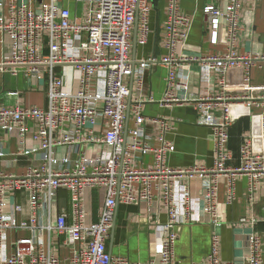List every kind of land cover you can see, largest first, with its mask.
Segmentation results:
<instances>
[{"label":"built area","instance_id":"obj_1","mask_svg":"<svg viewBox=\"0 0 264 264\" xmlns=\"http://www.w3.org/2000/svg\"><path fill=\"white\" fill-rule=\"evenodd\" d=\"M62 1L69 0H48L34 8L25 0H9L7 4L0 0V72L14 76L21 72L33 81L46 83L44 106H0V134H15L18 138L10 162L15 163L20 156L31 161L18 175L0 170V264H180L174 254L175 227L191 218L190 181L199 180L201 209L213 218L220 176H230L229 199L234 194L233 176H246V195L251 204L256 202L264 180V94L256 95L264 92V85L250 82L251 68L259 67L264 55L252 50L242 53L237 48L242 0H226L222 7L214 3L203 6L209 41L216 43L221 21L226 31V50L207 56L178 53L191 18L180 11L179 0H168L163 36L167 54L160 59L141 60L134 68L128 53L132 29L137 19L139 41L144 43L153 0H74L83 5L86 17L73 15ZM191 62L199 65L204 76L216 75L218 93L190 97L179 94L187 92L189 84L185 76L178 77V65ZM155 63L167 71L160 102H192L198 122L213 130L212 166L167 165V155L174 150L166 139L171 120H155L157 132L151 137L146 134L145 125L150 119L142 113L141 93L145 71ZM19 67L24 69L20 71ZM56 67L61 68L60 74ZM233 68L241 69L242 76L227 82L226 74ZM63 72L66 78L70 75L72 86L66 85ZM128 73L132 74L136 97L127 107L130 89L123 77ZM233 104L261 108L260 149L252 150L248 138L240 147L239 165L230 168L227 162L231 157L224 144L233 122ZM217 106L221 112L214 116L212 111ZM127 111L132 115L130 127H125ZM96 124L100 125L99 132L94 130ZM28 140L32 144H27ZM60 148L65 149L61 157L57 155ZM149 153L153 154V165L136 167L139 158ZM6 155L0 151V165ZM180 183L184 184L185 195L176 204L174 188ZM89 189L101 192L99 217L93 222L86 220L84 194ZM62 191L67 192L66 197ZM19 192L26 194L25 218H18L24 210L16 199ZM156 194L167 216L160 230L159 249L145 261L111 255L106 240L117 203L144 202L142 213L150 217ZM62 198L65 206H60ZM240 221L246 222L245 218ZM254 223L247 222L248 254L240 260L220 259L219 238L214 234L205 260L188 264H264L262 237L253 229ZM11 230L28 234H15L8 252L7 233ZM54 244L70 248V254L56 255Z\"/></svg>","mask_w":264,"mask_h":264},{"label":"crops","instance_id":"obj_2","mask_svg":"<svg viewBox=\"0 0 264 264\" xmlns=\"http://www.w3.org/2000/svg\"><path fill=\"white\" fill-rule=\"evenodd\" d=\"M4 1L6 4L9 2V0ZM25 1L35 8L41 2H47L48 0ZM206 3H214L222 7L225 5L226 0H179L180 11L191 18L188 35L184 44L178 49L180 55L207 56L222 53L226 50V31L223 21H221L218 30L216 43L213 44L209 41L208 20L202 13V8ZM167 4L168 0H153L151 2L149 31L144 43L139 41L138 22L134 23L128 53L135 67L141 60L160 59L167 54L163 46ZM63 5L68 7L75 16L86 17L85 15H87L83 5L75 3L74 0L64 1ZM237 48L242 53L252 50L264 55V0H242L239 12ZM178 66V77L185 76L189 84L188 91H180V95L190 97L219 92L220 86L216 75L204 76L197 63L191 62ZM22 69L24 68H18L20 71ZM55 70L60 74V67H56ZM166 73L164 66L159 63H155L145 71L141 93V98L144 101L140 105L142 113L150 119L145 125L146 134L151 137L157 132L155 120L162 118L171 120V130L166 134V139L174 145V150L167 155V165L173 168H187L193 165L210 167L213 165L215 157L213 130L209 126L198 122V111L192 102L172 105L160 102L165 89ZM63 74L66 85L68 87L72 86L69 83L70 75L67 74L66 78L64 72ZM241 76V69L233 68L227 72L226 79L227 82H235ZM123 78L130 89L127 102L129 101L132 104L136 97L132 74H125ZM75 81H77V71H75ZM250 82L254 85H264V60L259 67L251 68ZM45 90L46 83L44 80L33 81L21 72L17 76L9 72H0V106L36 105L42 107L45 104ZM12 91H16L18 94H10ZM262 94L264 92L256 95L260 96ZM148 98H151V101L146 100ZM220 112L221 107L217 106L212 114L216 116ZM260 113L261 108L256 105L249 107H245L244 104L232 105L230 114L233 122L228 127V139L224 144V150L231 157L227 162L228 167L234 168L239 165V150L248 138L251 137L252 150L258 151L260 149L258 138ZM131 125L132 115L127 111L125 127ZM94 130L99 132L100 125L96 124ZM30 143L32 144L28 140L27 144ZM17 145L18 138L15 134H0V151L7 154L1 162V171L18 175L23 173L31 164L26 156H20L15 163L10 162L13 159L10 154L16 151ZM64 152L65 149L60 148L57 150V155L61 157ZM153 160V154L149 153L140 157L135 165L136 167L148 168L153 165ZM229 177V174H226L219 178L217 208L213 218L201 209L202 192L199 180L190 181L191 218L175 227L177 238L174 245V254L180 264H188L190 261H204L210 248L211 236L214 234L219 238V258L225 261L240 260L248 254L247 233L250 227L247 226V222L250 220L255 221L252 227L262 237V248L264 250V180L258 190L256 202L251 204L246 195L247 177L244 175L233 176L234 194L232 199L228 198ZM61 195L66 197L67 192L62 191ZM184 195V184H177L174 188L176 204H180ZM16 199L24 208L18 218H25L27 216L26 194L19 192ZM100 200L101 192L99 190L89 189L85 192L84 202L88 212L86 217L88 222L98 219ZM144 206V202L117 203L112 228L106 240L107 250L111 255H122L130 260L145 261L152 252L159 249L160 230L166 221V211L158 195L153 200L150 217L142 213ZM242 218H245V223L240 221ZM15 234L24 236L28 232L19 231L15 233L12 230L8 231V252L11 251ZM52 250L60 257L68 256L71 252L70 248L58 246L57 244L52 246Z\"/></svg>","mask_w":264,"mask_h":264},{"label":"water","instance_id":"obj_3","mask_svg":"<svg viewBox=\"0 0 264 264\" xmlns=\"http://www.w3.org/2000/svg\"><path fill=\"white\" fill-rule=\"evenodd\" d=\"M137 22V19L135 20V23ZM135 64L132 63V67L134 68ZM129 106V101L127 102V107ZM66 205V201L65 199H60V206H65Z\"/></svg>","mask_w":264,"mask_h":264}]
</instances>
